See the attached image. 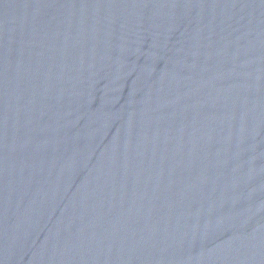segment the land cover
<instances>
[{
	"label": "water",
	"instance_id": "95a60500",
	"mask_svg": "<svg viewBox=\"0 0 264 264\" xmlns=\"http://www.w3.org/2000/svg\"><path fill=\"white\" fill-rule=\"evenodd\" d=\"M0 264H264V0H0Z\"/></svg>",
	"mask_w": 264,
	"mask_h": 264
}]
</instances>
